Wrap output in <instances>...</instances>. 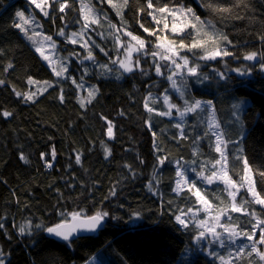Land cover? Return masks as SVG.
<instances>
[{
	"label": "trees",
	"instance_id": "trees-1",
	"mask_svg": "<svg viewBox=\"0 0 264 264\" xmlns=\"http://www.w3.org/2000/svg\"><path fill=\"white\" fill-rule=\"evenodd\" d=\"M152 2L153 8L149 9L147 0H128L120 9L109 0H51L49 15L44 16L29 0H0V79L5 81L0 85V113H12L9 117L0 115V246L6 264H84L100 252L104 264H176L185 250L182 264H222L221 257H227L222 251H198L188 256L201 229L192 224L183 228L176 220V216L188 212L205 217L191 191H175V164L187 162L184 171L189 177L215 171L214 162L220 155L208 127L209 112L205 109L186 115L178 129L176 118L145 108V103L152 101L159 111H169L159 99L165 92L180 110L185 100L213 101L228 144L230 174L236 182L242 181L246 173L242 160L246 157L257 191L264 196V184L259 179L260 172H264V0ZM60 3L67 4L63 12L59 11ZM160 6L167 10L156 11ZM186 9L203 21L195 20ZM19 10L33 12L43 31L60 40L65 53L61 63L68 69L64 76L58 77L50 69L15 26ZM182 14L189 23L183 32L172 33L173 24L182 21ZM198 22L204 25V31L195 36L191 25ZM140 24L157 35L144 32ZM61 30L65 36L59 35ZM127 31L146 41L142 51L165 55L164 48L157 49V45L175 40L172 47L180 55H187L191 65L200 63L198 75L186 74L183 78L185 98L171 91L167 77L175 68L159 55L152 63L151 55L140 53L143 72L120 70L114 75L111 61L110 67L77 74L89 84L90 91L98 89L91 103L87 102L89 92L79 93L72 80L66 79L76 75V64L82 71L72 53L85 54L86 41L95 38L96 44H91L93 56L98 55L100 47L111 54L108 45L113 46L118 35L126 40ZM74 32L76 37H72ZM205 33L216 40L227 36L231 44L224 41L222 49L232 54L201 59L203 48H178L181 37H187L185 44H191L193 39L207 40ZM253 51L262 59L245 60L244 56ZM8 63L13 68L5 71ZM157 63L163 75L155 73ZM58 67V71L63 69ZM243 67L252 74L241 76L227 71ZM220 73L226 79H221ZM29 78L34 82L29 84ZM61 90L63 102L59 100ZM16 91L35 93V103L17 97ZM82 95L86 97L84 107L79 103ZM241 100L244 103L236 109L234 105ZM108 120L113 125V138L107 136ZM241 135L244 139L237 145L235 141ZM105 146L111 150L110 156L106 157ZM52 147L55 159L48 155ZM22 154L28 163L20 158ZM77 154L81 157L79 164ZM159 157L166 158L163 166L158 163ZM219 197L228 204L222 195L215 196ZM97 211L109 213L105 228L70 241L51 238L43 228L36 227L53 226L65 217L70 220L73 212L89 217ZM230 216L227 221L235 224L233 214ZM21 226L25 227L23 234Z\"/></svg>",
	"mask_w": 264,
	"mask_h": 264
},
{
	"label": "rangeland",
	"instance_id": "rangeland-1",
	"mask_svg": "<svg viewBox=\"0 0 264 264\" xmlns=\"http://www.w3.org/2000/svg\"><path fill=\"white\" fill-rule=\"evenodd\" d=\"M29 1H31V0H29ZM50 1L51 0H37V3L41 4V8L49 11ZM109 4L113 5L114 8L116 6V8H120V9H122L125 5L123 3V0H111V2H109ZM41 8H37V9L39 11H41ZM175 8H181V6H177ZM186 10L188 11V9H186ZM19 11L24 12V18L17 17V22L20 25V27H18V28L21 30L23 36L27 39V41L34 47V49L36 51H37V49H39V51H37V52L40 54V56L43 59L45 56L48 57L47 60H45V59L44 60H45L46 64L50 67V69L56 74V72H59L58 69H61L58 66H61L62 68H67L63 63H61V61L63 60V57H65V53L63 52V49L60 47V45H61L60 40L56 39L55 37H53L51 35L46 34L43 31L40 19L33 12L27 13L24 10H19ZM191 13H192V15L194 14L193 18L198 17L193 11H191ZM184 14L187 15V13H184ZM184 14H182L180 17V19L182 21L176 24V26L178 28L184 29L185 26H187L185 24L189 23L188 18L187 19L183 18ZM174 15H176V13ZM189 19H190V17H189ZM199 21H203V20L201 18H199ZM196 26H197V29L200 30L199 33H203L204 25L201 22H198L196 24ZM196 34L198 36V32L196 30H194V35L196 36ZM49 36L52 37V41H55V47L52 46V41L48 40ZM29 37H31V39H29ZM88 41H89V43H88L87 51H85V54H83L82 56H78L77 54L72 53L73 57L75 59H77L79 61V63H81L82 71H79L78 68L80 66L78 64H76L75 66L77 67V71H75L76 75H74V78H76L77 82L81 85V87H79V88L76 86L79 90V93H84V91L87 93L90 91L89 84L84 82V80H82V78H79V76L86 74L89 71L95 70L96 67H99L100 69H104V68H101L100 65H107V67H110V65H108V64L111 61L116 60L117 63L111 64V67H113V70H112L113 74L118 75L120 70L122 72H124V70L120 67V64H119V61L124 60L125 55H126L125 49L123 47H121V44L124 42H128V41H130L132 44L136 43L135 41H131L130 37H128L126 40L124 38H120L119 41L116 40V42H114L113 46H112V44H111V46L107 44L109 47H112V53L111 54L109 53V54L105 55L104 52L98 51L97 52L98 55H96L94 53V59L93 60H88V59H84V57L87 55L88 51H90V50L95 51L94 49H92L91 44H96L95 38H92L91 40H88ZM88 41H86V42H88ZM214 47H219L221 49L224 48V40L222 38H218L217 40H215V43H213L211 41L207 44V48L211 49ZM100 49H101V47H100ZM176 50L179 51L177 48H176ZM164 53H165V56H172V53L165 52V50H164ZM137 59H139V61H140V53L133 52L132 53L133 62H135ZM261 59H262L261 54H258L257 59L252 60L250 62H255V61L261 60ZM151 61H152V63H154L155 58L152 57ZM178 62L182 64V60L178 59ZM169 63H170V67H174L170 61H169ZM199 64L200 63L195 61V63L192 65L190 64V66H195V65H199ZM239 70H240L239 73L236 71V69L227 70V71L228 72H235L238 75H241V73H244L241 76H244L246 74H248V75L252 74L250 71H246L244 67L239 68ZM262 70L264 72V69H262ZM161 71H162V69H161ZM174 71L176 72V75L173 76V78L176 79V81H177V87L175 89H173L171 81L169 80L171 91L176 92L179 95H180V92L183 91L184 95L183 96L180 95V96L185 98L186 88L184 86L183 78H185L186 74H188L187 69L186 68L183 69L182 72L180 70H176V69ZM165 95L169 96L170 93L169 94H167V92L163 93L159 97V99L163 103V105H165L168 108V105L163 102ZM83 99H86V97ZM156 100H157V97H156ZM197 100L202 101V103H206L209 99L200 98ZM170 102H171V100H170ZM155 105L156 104H153L151 101V104H149V107H154L156 109V111H158V112H167V111H159V108L155 107ZM205 109H207L209 112V115L207 118L209 130L214 135V133L217 131V129L215 127H210L209 121L214 116L216 122L220 125V122L218 120V117H217V114L215 111L214 104H212V106H210V107L206 106ZM174 110L176 111V113H172L168 117L176 118L180 122L179 124L182 126V124L184 122V118L186 116L184 118H181L179 116V111H177L176 109H172L171 112ZM219 132L222 134L221 140L226 142V143L221 144V149L227 156V164L225 166L224 161L222 160L221 164L216 165L215 171L217 172V175H221L222 174L221 168L223 167L224 171L227 172V174L231 178V180L235 181L233 179L232 175L230 174V171H229L228 144H227V141L225 139L221 125L219 128ZM214 137H215V135H214ZM216 143H217V141L215 139V144ZM219 159H220V156H219ZM180 172L183 173V176L177 177L176 185H175V191L177 193H180L183 190L191 191L196 196L198 202L200 203L201 211L203 213H205V217L203 219L200 218L198 212H188V214L181 213L178 215V216H181V218L185 220L187 226L189 224L196 225L197 227H199L201 229V231H203L205 233V235L203 237H200V234L195 237V239H194V245L195 246H194V248H192L191 251H187V255L190 256L193 252L195 253L198 251H203L206 253H212L215 250V253H217L218 250L216 248L218 247L219 249H222L221 251L223 253L225 252V254H227V257H221L220 262L222 264H264V259H261V257L258 255L257 252L251 251V245L253 244L254 241L248 240L247 237H245L243 235H236V236L232 235L233 232H237V233L249 232V233H251L252 228L257 223V221L264 220V216H263L264 211L262 210V206L259 204L252 203V197L246 191V188L248 186V180L244 179L241 182L235 181L236 185H237V189H232V190L233 191L238 190V194L236 196V201H235L236 204L239 206L241 204L242 198H243V200L248 201V203L244 205L243 210L241 212H232L231 211L232 200L228 194V191L225 190V188H226L225 184L222 181L217 180L215 178H213L212 184H208L207 181L204 179V177L210 176L212 172L210 174L198 172V173H195L192 177L187 176L185 174L184 169H181ZM248 176H250L251 179L254 181V186H255V189L257 191L256 184H255V178L253 176L252 171L250 173H245L244 177H248ZM178 184H179V187H178ZM193 185H194V187H193ZM197 189L200 192V196H202L204 198V200H206L208 202L207 207L205 206L204 203L201 202L200 198L196 195ZM219 195H222L223 197H225V199L228 200V202H227L228 204H226L225 202L222 203L221 197L215 198V196H219ZM253 212L255 214L251 215ZM230 213L233 214L232 221L235 224H230L227 221V217L231 218ZM217 216L220 217L219 222H217V220H216ZM202 220L205 222L204 225L200 224V221H202ZM242 222H245V223L242 224ZM180 226L185 228L184 225H180ZM211 228H214L215 233H216L215 235L211 231H209V229H211ZM259 233H260V229L257 228L255 231L256 238L259 237V235H260ZM244 245H247L248 247H242ZM260 245L259 244L256 245L258 251L264 252V248ZM0 250H1V246H0ZM0 258H4L6 261L4 254H3V257H0ZM84 264H102V262H101V259L96 258V260L91 259L90 261H88Z\"/></svg>",
	"mask_w": 264,
	"mask_h": 264
},
{
	"label": "snow or ice",
	"instance_id": "snow-or-ice-1",
	"mask_svg": "<svg viewBox=\"0 0 264 264\" xmlns=\"http://www.w3.org/2000/svg\"><path fill=\"white\" fill-rule=\"evenodd\" d=\"M31 2L36 6V8H41V4L37 3V0H31ZM53 2L54 3H59V0H53ZM109 2H111V0H109ZM123 3L125 5H127L128 4V0H123ZM66 6H67L66 3H60L59 11L63 12ZM147 8H149V9L153 8L152 0H147ZM166 10L167 9H166L165 6H160V7H158L156 9V11H158L160 13H164ZM41 11L43 12L44 16H48L49 15L47 10H44L43 8H41ZM222 11H228V9H222ZM188 12H191V9H188ZM148 14L151 15L152 13H148ZM174 14L175 13H173V15ZM16 16L20 17V18H24V12L18 11L16 13ZM193 16H194V14H193ZM194 18L197 21H199V17H194ZM95 22L99 23L98 20H96ZM15 26L16 27H20L19 24L15 25ZM112 27H115V26L113 25ZM140 27L143 28L144 32L149 33V35H153V36L157 35L155 30L150 31L149 28H145L143 24H140ZM191 27L194 30H196L197 32L200 31L199 29H197L196 24H192ZM164 28L167 29L168 25L164 24ZM171 31H172V33H180V32H183V29L182 28H178L176 26V24L174 23L173 26H172ZM59 35L65 36L64 31L61 30L59 32ZM126 35L131 38V41H135L136 43L132 44L130 41H128V42H124V43L121 44V47H123L125 49V54L126 55H125V59L124 60H120L119 61V64H120V67L124 70V72L132 73L134 70H137V69L143 72V69L140 67L139 59H137L135 62H133V60H132V53L133 52H138V53H141V55H151L153 58H155L156 56L159 55L161 60L170 61L171 64L174 66V68L176 70H180L182 72L183 69L186 68L189 75H191V76L198 75L199 65L190 66V61H189L188 56L187 55H180V52L177 51L176 48L172 47V45L176 43L175 40L169 41L168 44H166V45H160V44L157 45V49H159L160 47H163L165 52L172 53V56H165L162 53H160L159 51H155V50L150 52V53H148L146 51H142L146 47V41L144 39H142L140 36L134 35L130 31H127ZM76 36H77V33H75V32L72 33V37H76ZM205 36H207V40H196V39H193L191 44H185L184 40L187 37H181L179 39L178 48L179 49L187 48V49H189V51L191 49H194V48H203L205 54L203 56H201V59H215L218 56H228V55L232 54L226 48L225 49H221L219 47H214V48H211V49L210 48H206L205 44L208 41H212L213 43H215L216 37H214L212 35H209L207 33H205ZM29 39H31V37H29ZM115 39L117 41H119L120 40V36L119 35L116 36ZM157 39H166V37H157ZM222 39L224 41H226L228 44H231V41H228L227 36H222ZM48 40L52 41V37L49 36ZM71 42L72 43H76L77 41H76V39H71ZM52 46L55 47V41H52ZM83 47H88V42H85L83 44ZM37 51H39V49H37ZM100 51L104 52L105 55L108 54L103 48H101ZM257 55H258L257 52L253 51V52H251L249 54H246L244 56V59L248 60V61H252V60L257 59ZM44 59L47 60L48 57L45 56ZM84 59L93 60L94 59L93 52L91 50L88 51V53L84 57ZM178 59L182 60V64L178 62ZM112 63L115 64V63H117V61L113 60ZM100 67L101 68H107V65H100ZM12 68H13V64L12 63H8L4 70L7 71L8 69H12ZM261 68L264 69V64H261ZM67 71H68L67 68H63L61 71L56 72V75L58 77L64 76ZM108 71H111V69H108ZM236 71L238 73L240 72L239 69H236ZM155 72H156L157 75H163V73L161 71V65L159 63H157L155 65ZM243 74L244 73H241V75H243ZM175 75H176V72L174 71L171 75H169L167 77V79L171 81L173 89H175L177 87V81H176V79L173 78V76H175ZM220 77H221V79H226V77H224L223 73H220ZM66 79H71L73 84H76V86L78 88L81 87V85L77 82L76 78L68 76V77H66ZM33 82L34 81L31 78H29L28 83L31 84ZM3 84H5V81L3 79H0V85H3ZM49 86H51V85H49ZM97 93H98V89H94L93 91H89L87 102L91 103V101L93 99H95V96H96ZM15 94H16L17 97H21L25 101H31V102L35 103V99H34V97L36 95L35 93L25 94V93H21L19 91H16ZM180 95L183 96L184 92L181 91ZM149 96L151 97V93H149ZM59 100L61 102L64 101L63 90H61V94L59 96ZM163 102L168 105L169 111H167V112H159V113H157L158 115L170 116L172 114L171 110L172 109H177L179 111V116L181 118H184L187 114H195V113L198 112V110L204 111L206 106L210 107L213 104V101H211V100H208L206 103H202V101H200V100H192L191 102L188 101V100H185L183 109L180 110L178 108L177 104L170 102V98H169L168 95L164 96V101ZM79 103H80L81 107L85 106V100L84 99H81L79 101ZM243 103H244V101L241 100V102L238 103V104H235L234 107L236 109H240L241 108V104H243ZM145 108L149 112H156V109L154 107H149L147 102L145 103ZM0 115H2L4 117H9V116L12 115V113L9 112V111H3L2 113H0ZM104 119H106V118H104ZM148 126L151 128L150 119H149V122H148ZM209 126L210 127H215L217 129V131L214 133L215 139L217 141V143L215 145V151L220 154V159L215 160L214 166L221 164L222 160L224 161V165L226 166V164H227V156L221 149V144L226 143V142L221 140V135L222 134L219 132L220 125L216 122L214 116L209 121ZM106 127H107V136L109 138H113L114 137L113 125H112V122L110 120L107 121ZM176 127L178 129H180L181 125L177 124ZM153 135H155V132H153ZM181 135L182 136L184 135L183 132H181ZM243 139H244V137H243V135H241L240 138L237 141H235V143L237 145H239L240 142ZM105 154H106V157L111 155V150L109 148H107V146H105ZM43 155L44 154L42 153V157H43ZM48 155H50V157L52 159H55V157H56L55 147H52L51 152ZM20 158L22 160H24L25 163H28L27 157L24 156L23 154L21 155ZM165 159L166 158H164V157H159L158 158V163L161 166H163L164 163H165ZM75 160H76L77 164H79L81 162V157H80L79 154H77L75 156ZM242 163L244 165L245 172L246 173H250L251 169H250V166L248 164V161H247L246 157L243 158ZM48 166L51 167L52 165L48 164ZM221 173H222L221 175H217L216 171H212L211 175L208 176V177H204V179L207 181L208 184H212L213 183V178L222 181L225 184V186H226L225 190L228 191V194H229V196L231 197V200H232L231 211L232 212H241L243 210L244 205L247 204L248 201H245L242 198L241 199V204L239 206L236 204L235 201H236V196L238 194V190L237 191H233L232 190V189H237L236 182L231 180V178L228 176L227 172L224 171L223 167L221 168ZM177 176H183V173L177 172ZM241 179L242 180H244V179L248 180V186L246 188V191L251 195L252 203L261 205L262 206V210H264V196H261V193L256 191L255 186H254V181L251 179L250 176L242 177ZM259 179L262 182V184H264V172H260ZM178 187H179V184H178ZM193 187H194V185H193ZM112 195H115L114 191L112 192ZM196 195L200 198L201 202L204 203L205 206L207 207L208 206V202L206 200H204V198L202 196H200V192H199L198 189L196 191ZM254 214L255 213L253 212L251 215H254ZM70 215H71V220H69V219H67L65 217L64 219L61 220V222L56 223L53 226L37 225L36 227L43 228V230L46 231V233H48L50 235H53V236H55L57 238H61L64 241H70V239L73 237L74 234H76L78 232V230L83 229V230H88V231H95L97 228H99L101 226L102 222L105 220L106 217H108L109 213L106 212V211H97L94 215L89 216V217H87L85 219H81L80 218V213L73 212ZM137 215H139V214H137ZM61 216L63 217L64 213H61ZM176 220L178 221V223L180 225H184L185 227H187V224H186L185 220L182 219L181 216H176ZM216 220H217V222H219L220 217L217 216ZM204 223L205 222L203 220L200 221L201 225H204ZM0 227H3V225H0ZM257 228L260 229V235H259L258 238H256V236H255V231H256ZM19 231H20V233L23 234L25 232V227L21 226L19 228ZM209 231H211L214 235L216 234L214 228L209 229ZM204 235H205V233L203 231H201L200 232V237H203ZM232 235L233 236L243 235V236L247 237L248 240L254 241L253 244L251 245V251L252 252H257L258 255L261 257V259H264V252H259L257 247H256L257 244L264 245V220L257 221V223L253 226L251 233H249V232H241V233L233 232ZM242 247H248V246L244 245ZM0 257H3V251L2 250H0ZM93 260H96V257H93ZM0 264H6V261H5L4 258H0Z\"/></svg>",
	"mask_w": 264,
	"mask_h": 264
},
{
	"label": "bare ground",
	"instance_id": "bare-ground-1",
	"mask_svg": "<svg viewBox=\"0 0 264 264\" xmlns=\"http://www.w3.org/2000/svg\"><path fill=\"white\" fill-rule=\"evenodd\" d=\"M158 83H162L161 81H159ZM6 86H8V87H11V84H8V85H6ZM80 97H82V98H85V96H80ZM175 166H176V172H180V170L181 169H187V167H188V164H187V162H180V161H177L176 162V164H175ZM176 177H178L177 176V174H176ZM106 226V225H105ZM105 228V227H104ZM99 232V231H98ZM97 233V232H96ZM92 234H94V233H92ZM83 235V234H82ZM86 235V234H85ZM73 240V239H72ZM263 248H264V245L262 246ZM217 250H218V252L219 251H221L222 249H219L218 247L216 248ZM185 252H186V250L183 252V254L181 255V258L183 259L184 258V256H185ZM206 253V252H205ZM207 254V253H206ZM93 257H96V258H99V259H103V254H102V252H100V253H95L94 255H92L91 257H90V259L88 260V261H90L91 259H93ZM181 259V260H182ZM181 260H179V259H177L176 260V264H182L181 263ZM101 262H102V264H104V262L101 260Z\"/></svg>",
	"mask_w": 264,
	"mask_h": 264
},
{
	"label": "water",
	"instance_id": "water-1",
	"mask_svg": "<svg viewBox=\"0 0 264 264\" xmlns=\"http://www.w3.org/2000/svg\"><path fill=\"white\" fill-rule=\"evenodd\" d=\"M80 218H81V219H85V218H87V217L80 216ZM70 220H71V219H70ZM105 225H106V222H105V220H104V221L102 222L101 226H100L99 228H97L95 231H88V230H83V229L78 230V232H77L76 234H74L73 237H72L70 240L75 239V238L79 237V236L82 235V234H92V233H96V232H98V231L104 229ZM46 235L49 236V237H51V238H54V239H57V240H60V241H64V240H62L61 238H57V237H55V236H53V235H50V234H48V233H46Z\"/></svg>",
	"mask_w": 264,
	"mask_h": 264
}]
</instances>
